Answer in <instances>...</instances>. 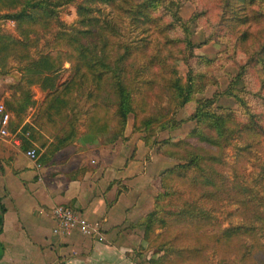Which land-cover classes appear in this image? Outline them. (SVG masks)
<instances>
[{
    "label": "trees",
    "instance_id": "16d2710c",
    "mask_svg": "<svg viewBox=\"0 0 264 264\" xmlns=\"http://www.w3.org/2000/svg\"><path fill=\"white\" fill-rule=\"evenodd\" d=\"M74 1L0 0V22L13 21L16 35L21 38L20 40L15 39L0 28V68L8 59L24 61L22 69L26 74V81L30 84L36 83L44 91L39 114L41 128L50 127L52 132L49 134L52 139L48 143L49 152L66 146L76 134L77 123L81 120L79 112L71 110V105L74 102L88 104L87 110L83 112L85 114L83 125L86 130V139L97 133L105 134L107 136L105 139L111 142L122 137L127 115L133 111L132 91L122 81L123 62L127 61L133 48L122 44L113 63H110L105 55L96 58L91 51L95 46L94 40L97 31L87 27L70 32L57 18V9ZM88 1L109 3L117 8L127 7L133 14L142 17L145 21H151L162 39V46H170L169 49H166L168 52L164 58H156L153 55L145 59L151 73V77L143 83L147 89L157 86V82L160 80L163 87L172 92L170 102L175 106H181L190 100L194 93L202 91L205 85L216 84V77H209L205 71L214 64L215 58L200 59L196 65L198 68H194L193 71L188 70L184 81L176 77L175 68L172 66L169 68L171 78L166 77L163 73L167 67L164 65V61L167 63V58L173 60L179 53L181 57H184L185 51L190 45L188 32L184 29V25L187 22H196L205 13L204 11L195 12L189 20L184 21L177 14L178 6L182 0ZM208 1L214 2L218 10L215 27L217 30L227 32L228 36L233 38V44L242 45L246 61L238 68L236 75L226 88L213 94V97L204 100L195 108L189 116V119L195 121L194 127L182 138L176 142L165 139L155 143L150 142L148 136H143L144 145L148 147L155 145L157 153L177 161L172 167L159 173L158 179L163 191L153 197L151 210L133 223V226L142 227L143 238L146 240L151 237L156 240L163 236L162 233H155L157 229H163L164 233L172 225H181V223L191 227L192 231L202 234L201 229L206 224L196 221L197 212L191 208L188 201L183 200L182 205L176 206L173 211L165 210L159 204L161 198L174 194V190L169 184L171 182L173 184L175 179H185L188 184L186 188L191 193H197L195 199H203L205 202L216 201L215 191L221 189L223 179V175L217 169L221 163L219 154L231 141L232 135L238 133L244 137L241 151L251 146L252 137L257 135V138L259 133L264 135V127L260 122L259 114L251 111L247 103L245 94L249 92L246 90L243 80L249 66H256L259 90L253 95L264 101V36L259 38L260 32L257 31V26L264 20V0ZM88 12H90L89 7L82 3L76 4L78 22L83 23L88 20ZM38 28L48 29L51 39L47 43V51H43L34 58L28 55L26 40L30 39L29 34L36 35ZM262 29L264 28L261 27ZM175 31H178L177 37H175ZM85 37L92 41L90 48L85 45ZM213 39H216L215 34L204 32L202 44ZM142 50L144 48L140 49V52ZM222 54H225V51ZM64 62L69 63L71 76L66 80L59 81V72ZM239 83L240 86H238ZM74 93H77V96H73ZM79 94H81L80 97H78ZM218 94L231 97L234 100V108L216 106L214 96ZM4 103L6 108L19 116L31 104V101L29 93L25 90L13 101L5 100ZM161 116L162 113L159 116L150 114L142 119L138 127L145 129L149 123L158 121ZM28 130L26 126H22L20 133L17 134L21 138V146L25 150L33 149L37 154V149L29 142L28 135L22 136ZM132 130L136 131V127L133 125ZM187 172L190 173L188 176ZM189 195L191 194L189 193ZM235 202L240 207L241 217H244V208L249 202L243 198H238ZM259 219L261 220V218ZM254 232V227L249 223L246 226H227L225 228L216 226L215 232L207 237L215 245L224 241L232 243L236 246V251L245 247L241 238L246 236L250 238L251 243L248 250L259 249L264 255V245L259 242ZM158 249L160 251L161 247ZM187 251L194 256L197 255V252L199 253L200 249L190 247ZM161 256L159 254L150 258V262L152 264L162 263L159 261ZM226 263L229 264V262H221V264Z\"/></svg>",
    "mask_w": 264,
    "mask_h": 264
},
{
    "label": "rangeland",
    "instance_id": "374dc122",
    "mask_svg": "<svg viewBox=\"0 0 264 264\" xmlns=\"http://www.w3.org/2000/svg\"><path fill=\"white\" fill-rule=\"evenodd\" d=\"M77 3H82L90 8V12L87 13L89 19L83 21V23L78 22ZM200 10L205 13L196 22H187L184 25L190 40V45L186 49L184 57H181L179 53L173 60L167 58V63L164 61V65H167L166 71L163 73L166 77L171 78L169 68L172 66L175 68L176 77L184 81L188 70L193 71L200 59L211 60L215 58L214 64L205 71L209 77H216V84L205 85L202 91L194 93L193 97L183 105L175 106L170 102L172 92L168 88H164L160 80L157 82V86L152 89H147L146 85L143 84L151 77L145 59L153 55L156 58H164L168 52L166 49L170 48L167 45L162 46V39L157 34L151 21H145L142 17L133 14L127 7L117 8L113 4L111 6L109 3L97 1L75 0L57 9L59 22L67 27L70 32L76 29H86L87 27L94 28L97 31L94 49L92 51L89 49L96 58L105 55L108 61L113 63L122 44L134 49L122 65L124 70L122 81L131 89L133 95V111L127 115V121L129 125L131 124V135L134 134V143L137 139L143 142V136H148L150 142L155 143L165 139L176 142L182 138L194 127L195 121L189 119V116L195 108L204 100L213 97V94L226 88L236 75L238 68L246 61L242 45L239 43L233 44V38L230 35L228 36L227 32L217 30L215 27L218 10L214 2L208 0H182L178 6L177 14L182 20L187 21L193 13ZM260 26L264 28V20L262 24L260 23L257 26V31L260 32L259 38L264 36V29L261 30ZM0 28L12 35L13 38L21 39L16 35L13 21H1ZM204 32L215 34L216 39L202 44ZM177 34L178 31H175V37H177ZM97 35L99 36L97 37ZM29 36L30 39L26 40V47L30 57L36 58L38 54L47 51V43L51 39L48 29L41 30V28H38L36 35L29 34ZM84 41L89 48L92 46V41L87 37ZM139 48H144V50L140 52ZM253 48H255V45H253ZM224 51L225 54H222ZM23 65L24 61L8 59L0 68V101L4 106L5 100L13 101L25 90L30 96L31 104L19 116H16L10 109L5 107L10 115L11 130L17 134L20 133L22 126H26L27 130L29 129L28 121L37 120L36 124H41L39 109L44 99V91L36 83L30 84L26 81V74L22 69ZM61 68L58 76L59 81L66 80L71 76L68 62H64ZM257 76L256 66L250 65L243 76L245 88L249 92L245 94V97L248 100L250 110L259 114L260 122L264 127V101L253 95L254 92L259 90ZM240 85L239 83L238 86ZM77 93H74L73 96H77ZM214 98L216 106L234 108V100L231 97L218 94ZM30 106L31 108H28ZM71 108V110L74 109L75 112H79V118L82 120L85 118L83 112L87 110L88 104L74 102ZM160 113H162V116L158 121L149 123L145 129L138 127L144 117L146 118L150 114L159 116ZM83 123L84 121H79L77 123L78 127ZM132 125L136 127V131L132 130ZM49 134H52L50 127H48ZM23 135H26V132ZM256 136L252 137L251 146L241 151L244 137L234 133L231 141L219 154L221 163L217 169L223 175V179L221 189L215 191L214 198H216V201L205 202L203 199H195L197 193H191L186 188L188 184L185 179H175L173 184L172 182L169 184L171 189L174 190V194L161 198L159 204L165 210L173 211L176 206L182 205L183 200H186L191 208L197 212L196 221L203 222L206 225L201 229L202 234L192 231L191 227L184 226L183 223L172 225L164 233L163 229H157L155 233H162L163 236L156 240L153 237L148 240L144 239L142 231V245L133 248L131 254L134 264H152L150 258H154L159 254L162 255L161 260H159L162 262L160 264H221V262H229V264H263L264 255L259 249L248 250L251 244L249 237L242 236L241 239L245 247L236 251V246L232 243H225L224 241L215 245L207 237L215 232L216 226L225 228L227 226H246L249 223L254 227V233L259 242L264 245V135L259 133L257 138ZM123 139V134L122 137L116 138L117 141ZM151 147L156 151L155 145ZM165 159V169L177 163L173 159ZM189 174V172L186 173L187 176ZM158 184L155 195L163 191L159 179ZM238 198L246 199L249 202L244 208V217H241L240 207L235 202ZM157 247H161V250L159 251ZM190 247L200 249L199 253L197 252V255L194 256L190 255L187 251Z\"/></svg>",
    "mask_w": 264,
    "mask_h": 264
},
{
    "label": "crops",
    "instance_id": "0c3cea01",
    "mask_svg": "<svg viewBox=\"0 0 264 264\" xmlns=\"http://www.w3.org/2000/svg\"><path fill=\"white\" fill-rule=\"evenodd\" d=\"M36 121L22 135L37 149L36 161L10 121L9 135L0 138V264H134L142 228L133 223L152 208L164 156L134 143L127 119L122 141L100 133L86 139L82 124L69 144L49 152L48 127ZM57 204L71 207L91 231L53 233L50 209Z\"/></svg>",
    "mask_w": 264,
    "mask_h": 264
},
{
    "label": "built area",
    "instance_id": "2783aa9c",
    "mask_svg": "<svg viewBox=\"0 0 264 264\" xmlns=\"http://www.w3.org/2000/svg\"><path fill=\"white\" fill-rule=\"evenodd\" d=\"M10 115L4 104L0 101V138L9 135ZM25 155L32 161H36L37 154L33 149H27ZM39 166V164H35ZM51 218L54 226L52 232L58 235H66L72 229L76 228L82 234H88L91 226L82 217H80L71 207L65 205H54L50 209Z\"/></svg>",
    "mask_w": 264,
    "mask_h": 264
}]
</instances>
